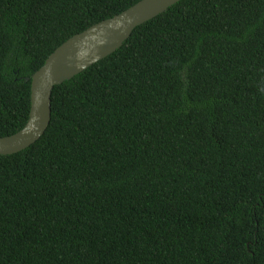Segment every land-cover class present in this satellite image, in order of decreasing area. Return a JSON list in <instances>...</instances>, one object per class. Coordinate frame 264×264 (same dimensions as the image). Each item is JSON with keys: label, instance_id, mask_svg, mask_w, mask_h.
Masks as SVG:
<instances>
[{"label": "trees", "instance_id": "1", "mask_svg": "<svg viewBox=\"0 0 264 264\" xmlns=\"http://www.w3.org/2000/svg\"><path fill=\"white\" fill-rule=\"evenodd\" d=\"M140 0H0V137L64 41ZM0 264H264V0H180L56 85L0 155Z\"/></svg>", "mask_w": 264, "mask_h": 264}, {"label": "water", "instance_id": "2", "mask_svg": "<svg viewBox=\"0 0 264 264\" xmlns=\"http://www.w3.org/2000/svg\"><path fill=\"white\" fill-rule=\"evenodd\" d=\"M180 0H140L122 12L74 34L59 45L31 77L29 118L19 131L0 137V155L14 154L35 143L52 116V92L119 49L139 25L162 14Z\"/></svg>", "mask_w": 264, "mask_h": 264}]
</instances>
